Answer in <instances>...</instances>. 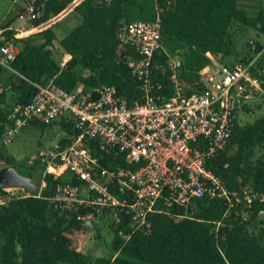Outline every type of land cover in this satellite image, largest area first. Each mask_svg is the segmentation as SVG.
<instances>
[{
	"label": "trees",
	"instance_id": "trees-1",
	"mask_svg": "<svg viewBox=\"0 0 264 264\" xmlns=\"http://www.w3.org/2000/svg\"><path fill=\"white\" fill-rule=\"evenodd\" d=\"M241 1L80 0L71 10L79 15L80 22L59 41L70 55L61 65L52 49L56 38L52 25L56 21H49L70 7L73 0H37L33 23L43 27L33 32L36 35L15 37L16 30L8 25L0 33V48L7 42L18 48L9 68L0 64V136L9 123L12 105L30 102L36 84L52 82L65 91H72L78 82L86 90L112 85L128 105L143 101V91L124 60L129 49L115 35L121 19H159L161 48L155 57L165 68L164 72L155 71L153 77L162 83L165 96L173 93L169 83L172 74L182 82L185 92L197 87L199 70L210 63L207 53L221 57L226 65L258 58L263 50L258 42H253L256 47L251 54V43H247L244 55L234 52L230 32L233 23L264 33V9L258 7L251 12L249 6L256 5L246 6ZM237 57L241 59L235 60ZM173 59L178 64L171 69ZM250 72L264 80V69L256 66ZM8 95L11 104H5ZM31 122L43 127L58 124ZM61 128L65 135L72 134L67 125L61 124ZM68 142L67 136H62L57 145L63 147ZM1 148L0 160L13 164L15 158L5 155ZM257 148L262 150L260 156L255 155ZM111 158V154L106 155L103 163L108 166ZM205 165L229 191L264 192V114L245 125L236 124L226 145ZM17 172L32 177L37 172L45 184L35 194L22 188L24 194L6 200L7 192L0 188V264H264V218H259L262 203H253L242 216L235 213L237 206L229 207L221 198L203 197L185 208L173 206L150 212L149 225L134 231L126 241L110 223L113 238L109 253L94 256L74 246L73 234L84 230V221L77 220L72 211L55 209L48 200L54 185L63 179L43 175V166L37 161ZM123 226L124 221L118 228Z\"/></svg>",
	"mask_w": 264,
	"mask_h": 264
},
{
	"label": "built area",
	"instance_id": "built-area-1",
	"mask_svg": "<svg viewBox=\"0 0 264 264\" xmlns=\"http://www.w3.org/2000/svg\"><path fill=\"white\" fill-rule=\"evenodd\" d=\"M36 1L24 3L28 22L16 30L15 37L28 36L43 27L33 23ZM79 1L73 0L49 23L69 13ZM115 35L129 49L124 60L143 91V101L128 105L112 85L86 90L78 82L72 91H65L52 82L36 84L30 102L15 106L8 114L0 148L31 121L70 127V135L61 128L69 139L66 146L55 145L30 158L43 166V175L63 179L54 185L48 200L55 209L72 211L84 222L109 217L123 241L149 225L150 212L185 208L203 197L221 198L227 206H237L235 213L242 216L253 203L264 204V192L229 191L205 165L226 145L239 124L243 106L257 95L264 96V80L250 72L256 68L257 57L226 65L221 57L207 53L210 63L199 70L197 87L185 92L182 82L172 74L169 83L173 93L165 96L162 83L153 77L155 71L164 72L165 68L155 57L161 48L159 19H121ZM17 51L12 42L2 45L0 64L9 68ZM177 64L173 59L171 69ZM2 89L0 81V92ZM109 154L112 163L107 166L103 162ZM81 209L86 211L80 213ZM259 218H264V209ZM122 221L124 226L118 228Z\"/></svg>",
	"mask_w": 264,
	"mask_h": 264
},
{
	"label": "rangeland",
	"instance_id": "rangeland-1",
	"mask_svg": "<svg viewBox=\"0 0 264 264\" xmlns=\"http://www.w3.org/2000/svg\"><path fill=\"white\" fill-rule=\"evenodd\" d=\"M15 2L16 5L11 2V0H0L1 27H5L6 25H17L18 28L26 26L28 22L26 9L24 7L26 0H16ZM241 2L245 5H256L254 7L249 6L251 12H256L258 7L264 9V0H258V2L254 3H245L244 0ZM17 18L21 22L16 23ZM79 18L78 14L70 10L69 13L59 17L55 24L52 25V29L56 36L52 49L54 57L59 63L62 62L64 53L63 49L59 46V41L79 23ZM230 32L232 34V45L236 56H242L247 52V43H251L252 45V47H248L250 54L256 47L253 42H258L259 45L263 47L262 54L256 59L255 65L259 69H264V33L238 23L232 24ZM31 35H36V33ZM247 55H249V53ZM238 59H241V57H237L235 60ZM11 102L12 98L8 95L5 104H11ZM2 106L4 107V104ZM12 106L13 109L17 105L13 104ZM244 106H246V108H243L239 113V125L250 123L255 118L264 114V96L257 95L249 99L248 104ZM63 133L64 132L57 123L43 127L38 123L29 122L17 130L11 141L1 149L5 155H11L15 158V162L10 165H13L16 170L22 171L24 167L32 163L31 157H36L39 152L48 151L57 145ZM261 154L262 150L257 148L255 150V155L260 156ZM5 165L6 164L0 160V168ZM20 166L23 168H19ZM32 181L37 187V192L44 186V182L40 179L37 172L33 173ZM3 189L7 192L4 200L11 196L25 193L20 187H4ZM112 238L113 233L110 226V218L107 216L105 218L99 217L94 222L85 221L84 230L73 234L74 246L94 256H106L109 253Z\"/></svg>",
	"mask_w": 264,
	"mask_h": 264
},
{
	"label": "water",
	"instance_id": "water-1",
	"mask_svg": "<svg viewBox=\"0 0 264 264\" xmlns=\"http://www.w3.org/2000/svg\"><path fill=\"white\" fill-rule=\"evenodd\" d=\"M4 187H20L31 194L37 192L32 176L20 174L13 165H5L0 168V188Z\"/></svg>",
	"mask_w": 264,
	"mask_h": 264
},
{
	"label": "crops",
	"instance_id": "crops-1",
	"mask_svg": "<svg viewBox=\"0 0 264 264\" xmlns=\"http://www.w3.org/2000/svg\"><path fill=\"white\" fill-rule=\"evenodd\" d=\"M16 0H11V2H13V3H15V5H16V2H15ZM245 1V3L247 2H253V0H244ZM256 1H258V0H256ZM254 3V2H253ZM80 19V18H79ZM19 22H21L18 18L16 19V23H19ZM80 22V21H79ZM25 23V22H24ZM9 26V28H14V30H17L18 29V26L17 25H8ZM7 27V25L5 26V27H1L0 26V33L5 29ZM69 57H70V55L69 54H67V53H63V57H62V62H63V60L64 61H67L68 59H69ZM61 62V63H62ZM62 65V64H61Z\"/></svg>",
	"mask_w": 264,
	"mask_h": 264
}]
</instances>
